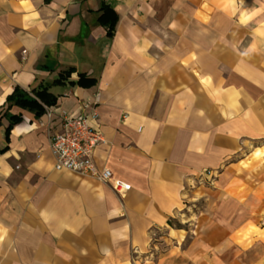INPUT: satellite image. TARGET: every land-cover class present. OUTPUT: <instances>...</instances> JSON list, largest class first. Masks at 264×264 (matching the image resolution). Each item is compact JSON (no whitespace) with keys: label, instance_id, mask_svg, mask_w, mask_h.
Segmentation results:
<instances>
[{"label":"crops","instance_id":"0c3cea01","mask_svg":"<svg viewBox=\"0 0 264 264\" xmlns=\"http://www.w3.org/2000/svg\"><path fill=\"white\" fill-rule=\"evenodd\" d=\"M102 2L118 16L112 37L97 20ZM69 67L70 80L96 83L52 85L50 118L11 106L22 119L6 139L1 111L13 87L50 83ZM92 109L104 140L93 160L130 184L123 194L53 167L58 114ZM257 133L264 0H0V264H263L258 243L226 235L221 220L199 222L191 239L167 224L202 170L235 163ZM254 199L234 197L221 211L240 212L241 227Z\"/></svg>","mask_w":264,"mask_h":264},{"label":"rangeland","instance_id":"374dc122","mask_svg":"<svg viewBox=\"0 0 264 264\" xmlns=\"http://www.w3.org/2000/svg\"><path fill=\"white\" fill-rule=\"evenodd\" d=\"M243 146L247 150L241 151V157L235 163L202 170L198 179L200 182L193 185V197H186L184 210L171 217L167 224L171 229L178 230L179 236L191 239L199 235V222L211 228L221 220L225 223L226 235L232 233L233 237L247 239V243L252 240L258 243V253L263 257L264 264V133H257V137L244 141ZM219 191L224 192L221 195ZM249 194L256 197L257 212H242V225L238 227L235 224L240 219V212L236 213L235 209L222 212L221 207L230 204L234 197L243 204ZM228 225L230 228H227ZM209 230L206 229V232ZM152 235L167 236V233L162 229Z\"/></svg>","mask_w":264,"mask_h":264},{"label":"built area","instance_id":"2783aa9c","mask_svg":"<svg viewBox=\"0 0 264 264\" xmlns=\"http://www.w3.org/2000/svg\"><path fill=\"white\" fill-rule=\"evenodd\" d=\"M44 113L49 118L54 115L49 108H46ZM96 117L94 109L88 114H58L60 129L50 136L53 167L57 171H70L94 177L108 183L118 194H123L130 189V184L114 177L108 168L97 166L93 160L95 148L104 142L99 131L90 123Z\"/></svg>","mask_w":264,"mask_h":264},{"label":"trees","instance_id":"16d2710c","mask_svg":"<svg viewBox=\"0 0 264 264\" xmlns=\"http://www.w3.org/2000/svg\"><path fill=\"white\" fill-rule=\"evenodd\" d=\"M98 13V22L105 27L106 36L112 37L115 30V24L118 16L112 5L107 2H102L96 11ZM74 67H69L61 71L58 76L50 83L38 84L29 90H26L18 85L14 86L12 91L6 96L3 106L5 110L1 111V117L7 119L8 124L5 127V136L8 139V134L12 126L21 121V114H11L8 109L11 106H17L20 109H25L34 113L36 117L42 115L47 107L55 105L57 95L49 90L52 85H58L65 81L70 84H77L83 87H90L96 83V78L86 76L84 73H78L77 79L70 80L69 77L74 72ZM7 149V145L0 148V153Z\"/></svg>","mask_w":264,"mask_h":264},{"label":"bare ground","instance_id":"6f19581e","mask_svg":"<svg viewBox=\"0 0 264 264\" xmlns=\"http://www.w3.org/2000/svg\"><path fill=\"white\" fill-rule=\"evenodd\" d=\"M259 154V153H258Z\"/></svg>","mask_w":264,"mask_h":264}]
</instances>
